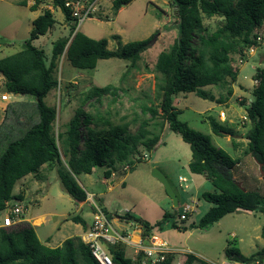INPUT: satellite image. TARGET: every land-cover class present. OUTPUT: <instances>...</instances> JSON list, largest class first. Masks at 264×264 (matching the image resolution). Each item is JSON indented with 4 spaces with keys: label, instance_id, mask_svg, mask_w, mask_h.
<instances>
[{
    "label": "trees",
    "instance_id": "16d2710c",
    "mask_svg": "<svg viewBox=\"0 0 264 264\" xmlns=\"http://www.w3.org/2000/svg\"><path fill=\"white\" fill-rule=\"evenodd\" d=\"M83 1L92 4L95 0ZM131 1L113 0L114 13ZM170 1L178 18L177 38L168 50L158 56L155 63V70L160 75L156 84L158 104L143 103L139 106L140 114L149 118L141 121L134 134L128 131L127 126L112 125L107 121V127L92 128L93 117L82 109L76 112L64 131H55L56 108L48 106L44 99L53 90L59 88L64 92L68 89L67 85L60 86L55 76L62 57L77 70H94L99 60L112 58L129 62L134 67L150 48L156 34L109 50L107 40H94L76 30L77 19L65 5L68 0H32V5L28 7L32 12L38 11L44 4L53 10H60L69 25V34L53 42L51 57L47 61L44 51L32 45L34 40L54 26V14L45 8L32 21L29 38L22 49L0 59L1 89L7 94L32 98L7 104L0 124V212L10 209L12 200H22L21 195L12 194L15 184L28 175L38 174L43 166L56 172L62 191L72 200L80 204L86 202L87 193L77 182L79 174L90 175L96 167L130 162L131 157L141 154L140 147L151 151L165 125L188 144L191 152L189 172L204 176L213 187V192H204L200 196L211 207L198 224H192L190 228L206 229L239 210L264 212V196L242 186L243 191L233 177L232 170L239 160L215 146L209 135L180 121V112L173 105L178 93H195L202 99L215 101L211 94L202 90L203 87L222 85L227 80L235 82L238 67L232 57L242 55L246 49L259 47L254 32L264 21V0ZM18 5L28 6L26 0H20ZM204 16H218L222 23L215 31L207 33L203 25ZM254 81L252 100L246 107L250 123L245 134L246 154H250L257 164L264 165V69H257ZM120 89L112 85L95 87L89 90L84 100L116 95ZM232 93L229 87L227 95ZM208 124L216 135L233 136L232 129L226 127L225 122L209 116ZM262 182L264 186V176ZM102 212L108 220L116 216L120 220L135 222L141 227L143 238L161 231L175 216V213L165 212L159 221L151 225L129 213L116 215L105 209ZM71 220L81 222L78 216ZM171 226L177 228L175 222ZM108 249L113 264H138L126 257L124 249ZM225 254L232 261L250 263L264 258V248L249 257L234 249H227ZM77 255H80L83 264H98L89 248L79 239H66L61 246L50 248L40 243L34 228L27 222L10 228L0 227V264H80ZM188 259V264L196 260L194 257ZM171 261L168 257L163 264H171Z\"/></svg>",
    "mask_w": 264,
    "mask_h": 264
},
{
    "label": "rangeland",
    "instance_id": "374dc122",
    "mask_svg": "<svg viewBox=\"0 0 264 264\" xmlns=\"http://www.w3.org/2000/svg\"><path fill=\"white\" fill-rule=\"evenodd\" d=\"M19 1L0 0V41H7L5 44L0 43V59L19 52L29 38L32 21L43 9H52L44 4L38 11L32 12L27 7L18 5ZM26 1L27 5L32 4V0ZM112 1L95 0L92 3L94 10L85 20L77 23V30L91 39L107 40L109 50L118 49L130 42L145 40L153 34H156L155 40L134 67H131L129 62L112 58L99 60L94 70H77L62 57L55 76L60 86L67 85L68 89L64 92L59 88L53 90L44 99L48 106L56 108L55 131H64L76 112L82 109L93 117L90 125L92 128L107 127V121L112 125L127 126L128 131L135 134L141 121L149 118L148 115L140 114L139 106L143 103L158 104L156 84L160 75L155 70V63L158 56L168 50L177 38L176 8L170 0H132L114 13ZM92 4L81 0V13ZM53 13L55 23L52 29L32 42L34 47L44 51L47 61L51 57L53 42L69 34V25L64 21L60 10L56 9ZM221 23L222 19L218 16L203 17L207 33L215 31ZM255 33L264 34V21ZM232 58L238 67L235 82L227 80L222 85L202 88L216 98L215 101L202 99L195 93H178L173 99V105L180 112V121L198 132L209 135L215 146L239 160L232 170L234 179L247 190L257 191L264 196L258 164L250 154H246L245 134L250 128V123L248 119L244 122L242 120V117H246V107L252 100L257 69H264V41L253 52L246 49L242 55L236 54ZM107 85L121 89L116 95H106L85 102V96L90 89ZM229 87L235 90V96L231 98L227 95ZM1 88L2 86L0 94H5ZM31 99L8 94V101H0V124L7 104ZM221 110L225 112L224 125L232 129L233 136L216 135L208 124L209 116L222 121L216 118ZM81 131L85 132L84 127ZM161 139L163 143L156 149L147 151L140 147L141 154L131 157L130 162L117 163L111 167L118 174L108 180L107 184L102 183L105 167H96L90 175L79 174L78 184L87 193H101V200L107 203L109 211L122 212L126 209L131 211L133 216L151 225L159 221L165 212L175 213L163 229L155 233V236L170 247L183 250L184 254L170 256L171 264H188L189 257L196 258L189 264H201L200 261L223 264L232 262L225 254L227 249L237 250L246 257L261 251L264 248V212L261 211L239 210L224 216L206 229L190 228L192 224L197 225L211 207V204L200 196L204 192H213V187L204 176L192 175L189 172L190 148L179 135L171 132L166 126ZM143 155H146V158ZM138 159L140 161H137ZM126 165L130 167L128 171L123 170ZM154 170L165 177L179 199L177 208H174L173 201L162 183L153 176ZM179 178H185L186 182L180 183ZM108 187H112L110 191ZM12 194L22 196V200L14 199L11 202L12 206L22 207V218H44L37 229L41 242H45L47 235L54 239L56 234H76L75 225L82 224L73 222L72 216L83 217L87 224L91 222L88 214L94 203L80 204L72 200L62 191L56 172L46 166H43L38 174L28 175L18 181ZM94 195L93 201L98 204ZM182 201L194 207L185 220L179 218ZM7 214V210L0 212V227H5L3 225L6 224ZM172 222L177 224V228L171 226ZM113 225L117 227L119 222H113ZM57 229H60V232ZM125 254L126 257H131L128 249ZM77 260L83 264L80 255H77Z\"/></svg>",
    "mask_w": 264,
    "mask_h": 264
},
{
    "label": "built area",
    "instance_id": "2783aa9c",
    "mask_svg": "<svg viewBox=\"0 0 264 264\" xmlns=\"http://www.w3.org/2000/svg\"><path fill=\"white\" fill-rule=\"evenodd\" d=\"M81 0L67 2L65 5L72 11V15L77 19V23H81L94 10L93 4L90 5L83 13L79 9ZM256 42L261 44L264 41V34L255 33ZM253 52L254 48L249 49ZM241 62V61H240ZM3 86V78L0 77V87ZM0 101H8V94H0ZM247 117H242L246 120ZM219 120L225 122L224 112L219 113ZM146 158V155H143ZM130 167L126 165L123 170L128 171ZM180 183L186 182L184 178H179ZM89 201L92 197L89 196ZM193 206L182 205L180 220H185L187 215L193 212ZM93 221L90 228L81 236V242L90 250L92 257L98 264H113L112 257L109 253V247L122 248L131 251L130 259L138 264H163L168 257L174 254H184L183 250L170 247L167 243L155 235L142 237L141 227L133 221L121 220L124 227L119 228L113 225L112 220H108L106 215L95 204L93 205ZM5 227L13 226L22 222L23 209L20 205H13L7 210ZM129 213L128 210L123 211L121 215ZM178 264V263H177ZM223 264H264V258L255 260L250 263L242 262H224Z\"/></svg>",
    "mask_w": 264,
    "mask_h": 264
},
{
    "label": "crops",
    "instance_id": "0c3cea01",
    "mask_svg": "<svg viewBox=\"0 0 264 264\" xmlns=\"http://www.w3.org/2000/svg\"><path fill=\"white\" fill-rule=\"evenodd\" d=\"M30 5H32V4H28V6H27V8L30 6ZM47 9H49V8H47ZM44 10V9H43ZM42 10V11H43ZM52 12H54V10H52V9H50ZM42 13V12H41ZM40 13V14H41ZM54 14V13H53ZM14 96H19V95H14ZM233 96H235V90L233 89V93H232V96H230V98L231 97H233ZM215 100H216V98H215ZM230 101V100H229ZM224 104H226V103H224ZM228 104V103H227ZM233 104H236L235 102H233ZM175 107V106H174ZM220 112H224V111H220ZM219 112V113H220ZM224 114H225V112H224ZM214 118V117H213ZM216 118H219V116H217ZM217 121H218V119H216ZM219 122H222V121H219ZM166 126L167 125H165L164 126V128H163V130L166 128ZM163 130H162V132H161V134H160V138H159V141L157 142V144L155 145V148L154 149H156L161 143H163L162 142V139H161V136H162V133H163ZM105 168H106V170L104 171V179H103V181H102V183L103 184H107L106 182L108 181V180H112L115 176H116V174H118L117 172H115V171H113L112 169H111V167L110 166H104ZM113 167V166H112ZM101 168H103V167H101ZM157 171V170H156ZM106 173H108V174H106ZM205 178V177H204ZM185 179V178H184ZM206 179V178H205ZM186 180V179H185ZM113 183V181L111 182V184ZM185 183V182H184ZM111 188L112 187H108V191H110L111 190ZM185 188H187V186H185ZM87 193V192H86ZM93 195L94 194H92V193H87V200H86V202H91V201H89V196H91L92 197V201H93ZM96 198H97V202H98V204H96L94 201H93V203L99 208V209H105V210H107V212L108 213H110V214H116V215H121V213L123 212H112V211H109L108 209H107V203L105 202V201H102L101 200V193H99V194H95L94 195ZM178 199V198H177ZM86 202H84V203H86ZM83 204V203H82ZM185 204V202H183L182 201V205H184ZM178 206H179V199H178ZM177 206V207H178ZM126 210V209H125ZM124 210V211H125ZM129 211V210H128ZM93 213H94V209H93V206H92V209H91V212L88 214L89 215V217H91V222L90 223H86V221H85V219L83 218V217H80L79 215H76V216H78L80 219H81V224L82 225H75L76 226V228H77V232H76V234H70L69 236H61V235H59V234H56L55 235V238L53 239V237L51 236V235H47L46 236V238H45V242H41L40 240H39V238H38V236H37V229L41 226V224L43 223V221H44V218L43 217H39V218H35V219H24V218H22V222H27V223H29L33 228H34V231H35V233H36V236H37V238H38V240L40 241V243H42V244H44V245H46V246H48V247H50V248H56V247H59V246H61V244L66 240V239H70V238H73V239H79L80 240V236L85 232V231H87L89 228H90V226H91V224H92V221H93ZM129 214H131V211H129ZM132 215V214H131ZM72 217H74V216H72ZM71 217V218H72ZM114 218L112 219V222H119V225L117 226V227H119V228H122V227H124V224L121 222V220L118 218V217H116V216H113ZM38 222H40L39 224H38ZM59 232H60V229H57ZM81 241V240H80ZM126 251V250H125ZM130 251V250H129ZM130 253H131V251H130Z\"/></svg>",
    "mask_w": 264,
    "mask_h": 264
},
{
    "label": "water",
    "instance_id": "95a60500",
    "mask_svg": "<svg viewBox=\"0 0 264 264\" xmlns=\"http://www.w3.org/2000/svg\"><path fill=\"white\" fill-rule=\"evenodd\" d=\"M6 42H7L6 40H1L0 41L1 44H5ZM258 167H259L260 173H261V175L263 177L264 176V165L258 164ZM153 176L155 178H157L162 183V185L164 186V188L166 190V193L169 195V197L173 201L174 208H177V206H178V199H177L176 195L174 194L173 190L171 189L169 183L165 179V177L160 172H158L156 170L153 171ZM238 187H240L244 191V188L239 183H238Z\"/></svg>",
    "mask_w": 264,
    "mask_h": 264
},
{
    "label": "bare ground",
    "instance_id": "6f19581e",
    "mask_svg": "<svg viewBox=\"0 0 264 264\" xmlns=\"http://www.w3.org/2000/svg\"><path fill=\"white\" fill-rule=\"evenodd\" d=\"M40 222H38V224H39ZM157 239H159V238H157Z\"/></svg>",
    "mask_w": 264,
    "mask_h": 264
}]
</instances>
